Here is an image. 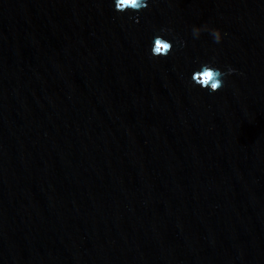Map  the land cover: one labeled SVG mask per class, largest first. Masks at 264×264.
Wrapping results in <instances>:
<instances>
[{"label":"water","instance_id":"obj_1","mask_svg":"<svg viewBox=\"0 0 264 264\" xmlns=\"http://www.w3.org/2000/svg\"><path fill=\"white\" fill-rule=\"evenodd\" d=\"M138 16L0 0V264H264V0ZM160 28L185 46L154 59ZM213 58L238 72L210 95Z\"/></svg>","mask_w":264,"mask_h":264},{"label":"clouds","instance_id":"obj_2","mask_svg":"<svg viewBox=\"0 0 264 264\" xmlns=\"http://www.w3.org/2000/svg\"><path fill=\"white\" fill-rule=\"evenodd\" d=\"M112 2L115 11L120 13L127 12L129 19L139 23L138 14L150 7L151 0H112ZM206 32L216 44L222 43L228 35L223 29L207 24L195 25L191 29L194 39H199ZM151 43L152 47L150 48L149 55L154 59L168 57L176 50L177 45L180 47L185 46L184 41L177 40L173 36L172 29L170 28L158 29L152 37ZM237 72L238 70L230 65L221 67L215 62V58H213L212 60L198 62L197 68L192 72L189 82L193 87H198L211 95L221 90L225 86L227 79ZM240 75H243V73H240Z\"/></svg>","mask_w":264,"mask_h":264}]
</instances>
